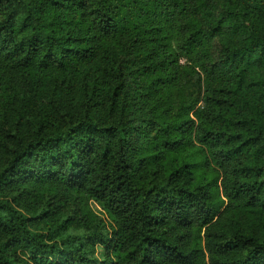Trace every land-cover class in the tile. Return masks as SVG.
<instances>
[{
  "label": "trees",
  "instance_id": "obj_1",
  "mask_svg": "<svg viewBox=\"0 0 264 264\" xmlns=\"http://www.w3.org/2000/svg\"><path fill=\"white\" fill-rule=\"evenodd\" d=\"M0 264H264V7L0 0Z\"/></svg>",
  "mask_w": 264,
  "mask_h": 264
},
{
  "label": "rangeland",
  "instance_id": "obj_2",
  "mask_svg": "<svg viewBox=\"0 0 264 264\" xmlns=\"http://www.w3.org/2000/svg\"><path fill=\"white\" fill-rule=\"evenodd\" d=\"M246 3H249L251 0H244ZM257 5L259 8L264 7V2H262V0H256ZM218 11V8H217ZM235 44V43H233ZM233 44H231V39L228 36L223 37V39L220 41V39H216L214 41L211 42V50L213 51V55H214V59L216 60L217 58L221 57L222 55H224L223 53V49H229L231 50L233 48ZM233 50V49H232ZM135 55H133L132 60H139L141 57H134ZM139 66H135V68L133 69V71H136L138 69ZM134 77V75H133ZM129 78V81L131 84H133V80L134 78ZM135 90V86H133L131 88V97L130 99V107H129V115L131 116V122H130V130L132 131V136H131V148L133 150L136 149H141L143 147H145L148 144V140H146V136H145V131H146V127L144 124H142L141 122L144 120L143 117H141V113H142V97L140 98L139 96L136 95V93L134 92ZM90 96L93 95L92 91H90ZM141 145V147L139 148V146ZM135 158H136V153L133 152ZM134 158V160H136ZM143 164L142 162L140 163V165ZM139 164L137 163V166ZM146 165L141 166V171H139V174L141 173H145L146 172ZM155 170V169H153ZM147 174V173H146ZM145 174V175H146ZM89 205V209L98 217L102 220V222L104 223V225L107 228L108 233H110L111 228H110V224H111V219H109L107 217V215L101 210V208L96 205L93 201H89L88 203ZM101 251V250H100ZM98 252V254L100 255L101 252ZM98 255V256H99Z\"/></svg>",
  "mask_w": 264,
  "mask_h": 264
}]
</instances>
